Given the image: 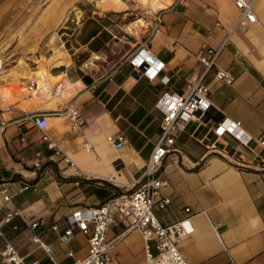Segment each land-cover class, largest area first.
I'll use <instances>...</instances> for the list:
<instances>
[{
  "label": "crops",
  "instance_id": "crops-1",
  "mask_svg": "<svg viewBox=\"0 0 264 264\" xmlns=\"http://www.w3.org/2000/svg\"><path fill=\"white\" fill-rule=\"evenodd\" d=\"M245 1L256 20L236 25L240 11L232 0H157L146 10L140 2L107 0L59 37L57 64L44 59L35 70L19 65L0 76V220L16 212L1 230L25 262L73 264L86 255L83 233L61 241L65 219L133 187L161 132L154 104L164 91L185 94L201 80L214 120L240 121L247 134L264 136V0ZM203 45L218 50L208 70L197 57ZM143 46L164 64L152 80L138 77L128 60ZM217 68L232 81L218 79ZM59 82L64 88L55 95ZM71 103L84 120L79 130L66 112ZM24 113L45 115L43 131ZM212 128L191 122L178 133L157 173L170 201L155 214L163 224L189 216L193 230L177 242L189 264H264V154L257 158L229 135L210 148ZM44 132L73 164L48 147ZM108 135H122L124 145L113 148ZM34 220L38 227L31 229ZM127 225L123 220L107 230V240L118 239L108 264H146L144 240L136 229L125 231ZM149 246L155 253V242Z\"/></svg>",
  "mask_w": 264,
  "mask_h": 264
},
{
  "label": "built area",
  "instance_id": "built-area-1",
  "mask_svg": "<svg viewBox=\"0 0 264 264\" xmlns=\"http://www.w3.org/2000/svg\"><path fill=\"white\" fill-rule=\"evenodd\" d=\"M232 2L240 11L236 25L255 22L256 16L252 2L245 0H232ZM158 20L159 16L157 15L155 23ZM217 55V49L205 45L197 53L199 61L205 65L207 70L215 66ZM128 60L133 72L138 77L145 76L149 80L154 79L164 66L144 46L134 51ZM215 74L218 79L228 83L232 81V76L227 70L217 68ZM161 80H163V77ZM33 87L34 85L31 84L28 89L32 90ZM63 88L64 84L59 82L56 85L54 94L59 95ZM154 107L162 114L161 132L153 145L144 172L135 180L133 187L129 191L110 197L98 206L77 208L66 217V228L60 236L61 241L64 243L69 242L77 231L87 237L86 255L75 259L73 264H108L109 251L118 239L107 240V230L123 220L128 221L125 231L136 229L140 232L144 240L146 264H189L177 245L180 237L188 235L193 230L189 222V216L163 224L154 210L156 207L164 208L170 201L168 197L161 194L164 182L157 175L159 167L167 154L173 149L178 133L187 131L191 122L196 126L212 122L214 140L209 144L210 148L216 149L217 140L229 135L239 145L254 153L257 158H263V135L252 137L247 134L242 129L240 121L227 118L213 119V105L209 97V89L201 80L189 86L185 94L164 91L156 100ZM66 112L69 115L72 128L75 130L81 129L84 120L74 103L66 107ZM23 118L42 131L47 125V118L43 114L24 113ZM43 139L48 141V147L54 149L56 154L63 155L64 161L73 164L70 157L45 132L43 133ZM106 140L115 149H119L124 145L122 135H108ZM86 147H89V145L87 144ZM261 163H264V160H261ZM142 178L145 181H142ZM2 192L3 201L8 202L10 195L5 189ZM1 208L2 205H0V210ZM185 210L189 212V208H185ZM15 214L16 212L9 211L0 220V237L4 240L3 246L0 247V261L3 264H41L37 259L25 262L16 246L4 237L1 230L2 224L9 222ZM29 227L36 229L38 222L36 220L31 221ZM13 228H16V226ZM33 240L46 252H49V247L44 245L39 237L34 236ZM150 241L155 242V253L150 250Z\"/></svg>",
  "mask_w": 264,
  "mask_h": 264
},
{
  "label": "rangeland",
  "instance_id": "rangeland-1",
  "mask_svg": "<svg viewBox=\"0 0 264 264\" xmlns=\"http://www.w3.org/2000/svg\"><path fill=\"white\" fill-rule=\"evenodd\" d=\"M105 1L107 0H0V76L19 65L35 70L44 59L47 63L51 61L57 64L61 56L59 37H64V32L71 33L81 20L91 14L94 4ZM113 1L118 5H135L140 2L143 10L150 9L151 4L157 3V0ZM129 7L132 11H139L138 6ZM128 18H136V14H131ZM36 71L41 73L40 69ZM1 95L4 94L1 92Z\"/></svg>",
  "mask_w": 264,
  "mask_h": 264
},
{
  "label": "bare ground",
  "instance_id": "bare-ground-1",
  "mask_svg": "<svg viewBox=\"0 0 264 264\" xmlns=\"http://www.w3.org/2000/svg\"><path fill=\"white\" fill-rule=\"evenodd\" d=\"M0 63H1V65H0V69H1V67H2V61L0 60Z\"/></svg>",
  "mask_w": 264,
  "mask_h": 264
},
{
  "label": "trees",
  "instance_id": "trees-1",
  "mask_svg": "<svg viewBox=\"0 0 264 264\" xmlns=\"http://www.w3.org/2000/svg\"><path fill=\"white\" fill-rule=\"evenodd\" d=\"M120 192H116L113 196H115V195H117V194H119Z\"/></svg>",
  "mask_w": 264,
  "mask_h": 264
}]
</instances>
